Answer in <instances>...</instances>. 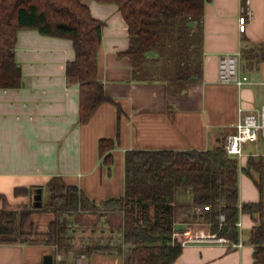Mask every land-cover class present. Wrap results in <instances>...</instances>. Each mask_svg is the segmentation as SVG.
I'll list each match as a JSON object with an SVG mask.
<instances>
[{"label": "crops", "instance_id": "obj_1", "mask_svg": "<svg viewBox=\"0 0 264 264\" xmlns=\"http://www.w3.org/2000/svg\"><path fill=\"white\" fill-rule=\"evenodd\" d=\"M92 14L105 21L98 55V76L114 101L101 102L92 115L80 120V85L67 77V63L75 58L72 39L25 28L18 32L16 57L22 67L18 87H0V208L17 209L33 201L38 188L42 197L49 181L61 176L78 185L97 202L125 193L126 151L144 149H207L224 143L235 131L240 108L251 111L264 103V83L239 87L220 78L224 55H239L240 69L256 81H264V61L250 63L244 48L264 42V0H209L204 5L202 27L197 31V67L200 74L185 84L165 80L170 55L160 46L148 51L140 66L126 53L130 36L126 20L114 2L84 0ZM251 9L244 31L239 16ZM247 62V66L241 63ZM165 69V70H164ZM169 77V75H168ZM102 138L115 141L113 164L103 163ZM257 146V150L249 146ZM264 138L250 142L240 158L242 166L252 154H264ZM259 150V151H258ZM240 203L258 201L260 190L244 170L240 172ZM34 189V192L29 190ZM190 199L180 193L179 201ZM53 212L36 210L28 230H49ZM121 211L101 215L82 211L76 216L72 247L27 241L0 243V264H123V256L104 245L118 238ZM239 237L243 245L231 247L202 239L183 244L180 264H252L254 246L250 231L254 219L241 212ZM89 228V231L87 229ZM176 231L212 233L208 223L177 221ZM245 231V232H244ZM89 232L88 237H83ZM245 233V235H244ZM99 243L102 247L89 248ZM98 246V245H97Z\"/></svg>", "mask_w": 264, "mask_h": 264}, {"label": "trees", "instance_id": "obj_2", "mask_svg": "<svg viewBox=\"0 0 264 264\" xmlns=\"http://www.w3.org/2000/svg\"><path fill=\"white\" fill-rule=\"evenodd\" d=\"M118 4L127 22L130 45L126 53L134 66L144 63L149 50L161 47L170 55L165 80L187 83L197 78L198 46L192 25L202 27L204 5L209 0H98ZM105 21L95 17L84 0H0V87H18L22 67L16 57L21 29L72 39L76 56L67 63V77L80 85V120L86 121L108 96L98 76V55ZM250 63L264 61V42L244 48ZM115 141L102 138L100 156L109 168L113 164ZM247 172L260 190L258 201L240 203V172ZM125 193L100 202L78 185L54 176L48 183L49 200L26 210L0 208V243L21 241L72 247L76 216L82 211L101 215L121 211L124 221L118 238L104 245L123 256V264H180L176 260L183 244L174 238L177 221L208 223L212 233L239 239L241 212L251 214L254 224L250 242L252 264H264V154H249L245 166L227 152L224 143L207 149L134 148L125 156ZM29 192H34L30 189ZM190 199L179 201L180 193ZM210 205V208H205ZM36 210L53 212L49 230H28ZM225 214L221 221L220 214ZM98 245V246H97ZM102 247L99 243L89 248Z\"/></svg>", "mask_w": 264, "mask_h": 264}, {"label": "built area", "instance_id": "obj_3", "mask_svg": "<svg viewBox=\"0 0 264 264\" xmlns=\"http://www.w3.org/2000/svg\"><path fill=\"white\" fill-rule=\"evenodd\" d=\"M252 16L251 9H247L245 13L239 16V27L241 31H244L247 27L248 20ZM239 55H224L220 61V78L225 82H234L239 87H242L248 83H259L264 81H256L250 77L246 72L240 69L238 63ZM264 138V103L260 108L244 111L240 108V117L235 124V131L228 134L225 139V148L228 153L241 158L246 153L247 145L250 142L259 141ZM251 154V153H250ZM205 208H210V205H205ZM225 214H220L221 221L225 220ZM241 225V222H237ZM188 230L184 232L187 236L184 239L179 237L181 234L178 231L174 232V238L180 243L186 244L187 242L197 241L202 239H208L224 243L231 247H239L243 245L242 239L232 240L228 237L217 235L216 233L205 234L203 232L198 234H188Z\"/></svg>", "mask_w": 264, "mask_h": 264}, {"label": "rangeland", "instance_id": "obj_4", "mask_svg": "<svg viewBox=\"0 0 264 264\" xmlns=\"http://www.w3.org/2000/svg\"><path fill=\"white\" fill-rule=\"evenodd\" d=\"M241 63L242 64H244V66H247V62H245V60L243 59L242 61H241ZM249 148H253L254 150H257L258 148H257V146H249ZM260 149L262 150V149H264V145L263 146H261L260 147ZM246 150H248V147L246 148ZM259 151V150H258ZM49 200V191H48V189L46 188L45 189V191H44V194H43V197H42V201L44 202V203H46L47 201ZM33 203V201H30L27 205L26 204H22V205H17L16 207H18L17 209L18 210H20V211H22V210H26V209H28L29 207H31V204ZM76 223V222H75ZM29 228V225H26V228ZM77 228L78 230V233L79 232H82V230H83V227H81V226H79V225H77V223L76 224H74V226H73V228ZM27 228V229H28ZM87 231H89V228L87 229ZM245 232V231H244ZM244 235H245V233H244ZM89 236V232H87V234H85L83 237L85 238V237H88Z\"/></svg>", "mask_w": 264, "mask_h": 264}, {"label": "water", "instance_id": "obj_5", "mask_svg": "<svg viewBox=\"0 0 264 264\" xmlns=\"http://www.w3.org/2000/svg\"><path fill=\"white\" fill-rule=\"evenodd\" d=\"M42 203H43V201H42V189L38 188L33 195V204L35 206H40V205H42ZM43 261L46 264L52 263L54 261V255L52 253L45 254Z\"/></svg>", "mask_w": 264, "mask_h": 264}]
</instances>
